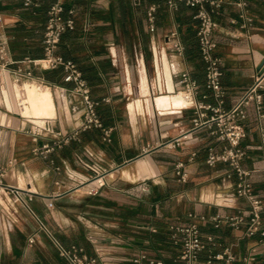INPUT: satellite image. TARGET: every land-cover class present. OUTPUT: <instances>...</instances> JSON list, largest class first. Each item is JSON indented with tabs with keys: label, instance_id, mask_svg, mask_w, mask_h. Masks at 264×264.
<instances>
[{
	"label": "crops",
	"instance_id": "obj_1",
	"mask_svg": "<svg viewBox=\"0 0 264 264\" xmlns=\"http://www.w3.org/2000/svg\"><path fill=\"white\" fill-rule=\"evenodd\" d=\"M52 1L25 6L24 0H0V44L16 62L0 75V167L5 183L21 196L18 201L13 194L0 199V264H67L58 244L79 248L85 264H133L140 254L181 264L170 225L186 222L189 211L209 216L246 210L245 202L233 196L234 178L223 176L228 165L208 167L204 162L208 146L222 147L209 129L193 132L181 147L161 146L192 127V98L178 84L182 71L196 81L205 102L217 103L205 86L196 9L183 3L173 9L166 0H140L136 6L131 0L66 3L74 10L73 26L62 34L56 53L80 70L109 137L99 128L78 131L67 143L38 155L34 149L50 137L34 139L29 127L48 125L73 133L75 123L65 112L80 108L69 92L59 98L50 86L17 81L12 71L19 64L49 85L71 86L63 82L62 68L42 70L23 62L42 57V31ZM151 5L156 6L153 32L146 18ZM242 14L252 19L247 28L241 27ZM213 17L219 25L213 39L221 60L220 107L227 110L264 68V0H221ZM174 30L183 55L172 51L166 39ZM261 92L260 111L253 105L245 109L241 146L246 155L241 164L250 171L254 193L264 200V87ZM193 151L196 156L186 164L188 181L181 183L174 164ZM200 230L204 238L210 235L220 243L214 253L233 244L234 264H246L241 258L253 246L258 253L247 264H264L258 235L243 238L242 230L225 225L215 229L209 222ZM209 252L208 247L200 253V262Z\"/></svg>",
	"mask_w": 264,
	"mask_h": 264
},
{
	"label": "built area",
	"instance_id": "obj_2",
	"mask_svg": "<svg viewBox=\"0 0 264 264\" xmlns=\"http://www.w3.org/2000/svg\"><path fill=\"white\" fill-rule=\"evenodd\" d=\"M72 0H53L47 10V18L42 31V57L39 59L26 58L23 62L38 67L42 70H52L62 68V80L70 84L69 88L56 85H49L43 78L34 76L31 68L23 67L17 64L13 69L17 81L27 80L36 82L38 88H52L54 94L59 98L65 97L69 92L76 100L80 108L77 112L70 113L69 119L75 123L73 133L64 134L61 131H54L46 126L31 125L27 130L35 139L39 135L49 136L50 141L46 142L40 148L34 149V153L43 155L53 150L55 146L67 143L71 136L78 131L91 128L103 129L101 119L96 111V102L91 98L87 82L82 77L80 70L70 59H64L56 53V49L62 34L72 28L73 19L72 8H66V3ZM140 0H131L136 6ZM170 8H176L178 3H183L189 7H195L194 18L197 20L196 42L197 50L205 70V86L213 92L216 104L205 102V94H201L197 89V83L191 78L189 72L182 71L179 75L178 84L183 87V92L192 98L191 109L193 111L192 127L181 132L173 139L166 141L161 146L174 149L181 147L192 137V133L207 128L215 141L222 144L220 149L215 146H208L206 149L204 162L208 167H215L218 163H225L228 169L224 171L223 176L226 179L234 178L233 196L236 199H242L246 204L245 211H239L233 215H205L195 211H189L186 215L187 221H179L169 226V235L172 242L179 247L177 261L181 264H234L236 256L233 251V244L225 245L220 252H213L220 243L213 237H203L200 225L209 222L212 227L217 229L225 225L235 231L242 230L241 236L253 237L258 235L257 247L260 248L264 255V228L262 220L264 215V200L257 197L254 193L252 184L249 180L250 171L246 170L241 161L246 155V151L241 146L245 137L244 120L246 119L245 109L251 105L257 111H260L263 96L261 90L264 87V68L258 70L252 84L243 92L236 103L227 110L220 107L221 97L223 95L220 83L222 71L220 68L221 60L215 54L216 42L213 34L218 28V22L214 19L213 14L220 7L221 0H166ZM25 6L35 5L34 0H24ZM237 6H244V2L236 3ZM155 10L156 6L151 5L146 11V18L149 24V30H155ZM3 11L0 8V27L3 23ZM243 28L251 25L252 19L242 14ZM231 22H234L232 20ZM170 41V48L178 55H183L184 47L178 38L176 30L171 31L166 36ZM16 62L8 58L5 45L0 44V75L1 72L7 71L11 64ZM263 117V115H260ZM104 130V129H103ZM261 136L264 138V126L260 129ZM105 139L108 140L109 131L104 130ZM264 147V143H263ZM196 152H191L186 161H177L173 167L175 178L186 183L189 178L186 170L187 162L193 161ZM143 191H148V187H142ZM96 193V190L94 191ZM13 194L15 200H21L17 189L9 187L4 181V169L0 167V199L3 195ZM41 228H44L41 224ZM32 243L33 239H29ZM210 252L204 262H200L199 255L206 248ZM60 256L67 264H85V257L81 255V250L72 246L65 249L58 244ZM256 246L250 248L248 253L241 258L242 263L253 261L258 253ZM93 261V260H92ZM133 264H164L160 259L148 257L146 254H140L134 260Z\"/></svg>",
	"mask_w": 264,
	"mask_h": 264
},
{
	"label": "water",
	"instance_id": "obj_3",
	"mask_svg": "<svg viewBox=\"0 0 264 264\" xmlns=\"http://www.w3.org/2000/svg\"><path fill=\"white\" fill-rule=\"evenodd\" d=\"M262 66H263V65H261V67L259 68V70H261V69H262Z\"/></svg>",
	"mask_w": 264,
	"mask_h": 264
}]
</instances>
